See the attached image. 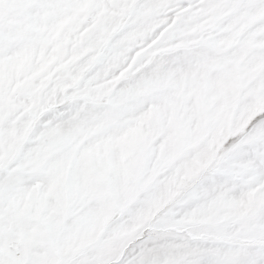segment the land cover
I'll return each instance as SVG.
<instances>
[{
  "label": "snow or ice",
  "instance_id": "1",
  "mask_svg": "<svg viewBox=\"0 0 264 264\" xmlns=\"http://www.w3.org/2000/svg\"><path fill=\"white\" fill-rule=\"evenodd\" d=\"M0 264H264V0H0Z\"/></svg>",
  "mask_w": 264,
  "mask_h": 264
}]
</instances>
